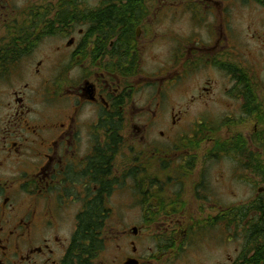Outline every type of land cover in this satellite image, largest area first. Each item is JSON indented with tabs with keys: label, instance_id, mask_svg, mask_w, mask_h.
Here are the masks:
<instances>
[{
	"label": "flooded vegetation",
	"instance_id": "flooded-vegetation-1",
	"mask_svg": "<svg viewBox=\"0 0 264 264\" xmlns=\"http://www.w3.org/2000/svg\"><path fill=\"white\" fill-rule=\"evenodd\" d=\"M88 1L0 0V264H210L213 258L200 251L203 240L216 242L213 257L222 228L235 227L239 236L247 227L234 218L255 197L224 205L216 194L220 181L208 188L206 166L221 158L248 164L250 158L224 156L215 150L216 138L205 140L212 150L203 158L175 156L174 129L185 108L170 99L181 83L188 89L189 75L201 67L210 75L203 72L189 90V102L215 97L216 73L228 75L234 89L237 78L222 59L228 52L236 65L231 70L238 71L239 59L231 56L238 46L230 43L232 35L222 39L211 29L193 48V39L176 41L162 30L174 19L167 0H130L145 4V11L140 7L128 48L115 45L117 38H101L91 22L63 25L71 6L98 7L85 6ZM200 1L211 16L221 3L254 4ZM174 40L175 49L169 46ZM46 41L53 45L39 50ZM34 54L33 67L24 71ZM129 140L130 150L142 144L150 156L140 152L116 164L114 154ZM246 142L250 152V138ZM84 228L92 235L87 253L79 247ZM204 232L212 234L197 246ZM245 242L229 264L241 262Z\"/></svg>",
	"mask_w": 264,
	"mask_h": 264
},
{
	"label": "rangeland",
	"instance_id": "rangeland-1",
	"mask_svg": "<svg viewBox=\"0 0 264 264\" xmlns=\"http://www.w3.org/2000/svg\"><path fill=\"white\" fill-rule=\"evenodd\" d=\"M100 1L101 0H89L88 4H85V6L89 8L96 7L99 5ZM167 1L171 4V10L169 12L174 15V19L172 21H168L167 26L162 27V30L165 28L169 29L171 33L174 34V39L176 41L193 39L194 42H190V47L193 48V46H195L198 42L205 43L208 37H210L212 31H217L220 35L222 33V39H225L226 36L228 38L230 35L233 36L236 41L232 38L230 43L232 44L236 42L239 51L236 50V53H232L231 56L235 57L237 60L239 59L237 61L238 66H241L251 77L256 85V94L261 103L264 105V10L256 4L249 5L237 2L236 4L228 5L226 3H221L220 8H215L214 11H212V14L215 16H211L210 12H208L210 6L206 3H202L200 0ZM16 7L22 6L16 5ZM159 7L163 8L166 6L159 5ZM221 14L224 23L222 29L220 25ZM214 18H216V20L213 21V27H210L212 19ZM175 40L169 45L173 49L177 47ZM49 45L53 44L46 41L39 50H43ZM159 55H166L162 47H159ZM37 56L39 55L34 54L33 57L24 62L22 65L24 71L33 67V64L35 63L34 60ZM222 62L225 64L223 67H233V65L236 66L232 62L228 52L225 53ZM203 72H205V77L207 74L210 75L209 69H202V67L199 68L196 72L189 75L188 80L190 79L191 85L189 84L188 89L186 90L185 83H181L178 87L176 86L177 93H175V95L170 99L171 104H177V106H175L176 108H185L181 124L179 125L178 123L175 126L176 129H174L176 137L179 136L176 138V141L180 144V148L176 151L175 156H189L193 157V160L195 157L203 158L204 156H207V152H211L212 150L210 144L203 141L196 147L191 148L189 147V142L186 138L193 134L197 123L205 121V119L208 120L207 122L211 121L213 123L229 120L233 121L232 124H228L223 127L221 131L222 133L220 132L219 135L220 138L218 139L222 141L231 140V137L237 135V133L233 131L238 130V134H241L244 138H250V153L261 156V160L264 161V135L260 137L259 132L261 130H255V121L253 118L246 119L243 116L241 111L242 101L234 98V94H230V90L234 85L228 75L224 72L221 74H213V79L216 81L215 97L212 99L206 98L201 100H192L189 102V90L194 88L195 83H200ZM36 107L39 108L40 105H37ZM206 110H209V112H206ZM233 124H236L237 126H233ZM190 127H192L191 130H188ZM130 141L131 140L127 142L125 147H120L114 154L117 158L115 161L116 164H119L121 158L135 156L140 152L143 157L150 156L149 150L142 148V144L140 145L139 150H130V148L133 147V145L131 146ZM242 161V158H240L238 162L231 161L227 158H221L218 161L219 163L215 164L214 161H211V163L208 162L206 166L205 170L209 175L208 188L214 189L213 184H218L220 181V187H217L216 194L219 195V193H221V201L226 206L246 205L251 202L254 197L263 192L259 177L253 174L251 170L244 169L241 165ZM195 168L197 169L194 172H198L199 165H196ZM232 173L235 174V177L232 176ZM216 177H219L220 179L217 180ZM194 204L195 202L193 201L191 204V210L193 211V216H198L193 209ZM245 230L246 228H240L238 236V232L235 227L230 229H226L225 227L222 228L221 246L218 245L216 247L215 255L213 257H211L212 254L209 252L212 249L210 245H216V242L203 240L206 235L212 233L207 232V234L204 232L203 234L198 235L197 246H199L200 242L203 240L204 243L203 245L201 244L200 247V251L203 252V258L206 260L209 257L213 258L208 260V263L229 264L241 251V247L244 243L243 237H245ZM229 238H232V240L226 243ZM203 262L205 263V260Z\"/></svg>",
	"mask_w": 264,
	"mask_h": 264
},
{
	"label": "trees",
	"instance_id": "trees-1",
	"mask_svg": "<svg viewBox=\"0 0 264 264\" xmlns=\"http://www.w3.org/2000/svg\"><path fill=\"white\" fill-rule=\"evenodd\" d=\"M250 1L260 5L264 9V0ZM140 7H142L141 10L145 11V4L130 0L104 1L97 8L92 10L79 9V11H74L73 9H75V6H71L70 10L72 11L66 10L63 12V25L66 23L79 24L91 22L93 27L100 32L101 38L102 35L107 40L117 38L115 45H125L128 48L132 44L135 28L139 23ZM22 45H24V43H22ZM35 46L36 44H32L30 46V51ZM128 50L129 49H127V52ZM1 51L5 53V56L9 54L6 48H3ZM3 59L4 58H1V61ZM226 68L237 78V86L231 89L230 94H234L243 99L241 104L242 114L246 119L253 118L255 121V130H261L259 132V136L261 137L264 135V105L256 94V85L244 70L233 71L230 67ZM232 122L233 121L229 120L215 123L202 121L200 124H197L193 136L187 141L189 142V147L194 148L207 139L216 138L215 150L218 149V152L224 156L231 157L243 155V157L250 158L248 164L241 165L244 169L251 170L253 174L259 177L263 192L255 197V200L249 204V207L244 206L240 208L238 215L235 216L236 219L234 218V221H238V227H247L245 230V237H243L246 241L244 256L240 258L241 262L236 264H264V161L261 160V156L251 154L247 151L246 138L238 134V130H232L236 132L237 135L231 137V140L222 141L218 139L220 138L219 135L223 127L232 124ZM233 126L237 125L233 124ZM112 152L115 153L116 149H112L111 153ZM87 231L88 230H85V228L79 231L80 237H82L79 247L84 253H87L88 241L91 242L90 239L92 236L88 234ZM249 244H251V247ZM252 251L254 252L253 256L248 258V253Z\"/></svg>",
	"mask_w": 264,
	"mask_h": 264
}]
</instances>
